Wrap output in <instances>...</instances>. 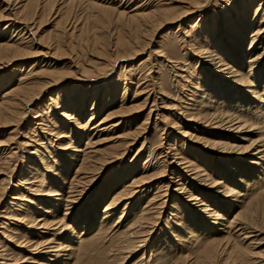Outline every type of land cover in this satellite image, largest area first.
Segmentation results:
<instances>
[{
    "label": "bare ground",
    "instance_id": "1",
    "mask_svg": "<svg viewBox=\"0 0 264 264\" xmlns=\"http://www.w3.org/2000/svg\"><path fill=\"white\" fill-rule=\"evenodd\" d=\"M57 1L58 0H43L42 5L47 6L48 4H51L52 6H54ZM190 1V3L187 2L189 3V5L185 6L184 10L181 11L179 14H170L168 10L160 8L158 4V6L153 4L152 9L149 12L139 11L137 10V7H134L131 10L132 12H127L123 10L120 11L117 15L121 17L125 15V17H127L129 21L132 22L133 28L136 32V35L134 36L136 41L141 38V31H143L144 33L146 31V33L149 34L150 38H148L147 42L143 45H146L147 48H149V44H152V40H154V35L159 30H161L166 24L168 25L170 23L173 24L175 22H180L184 20V17L186 15H189L190 13L199 10V7L207 5L210 2V0ZM262 1L263 0H249V3H245L242 6V12L239 13V15L237 14V19L235 20V18H232V20H230L229 22L230 24H225V32L227 33V35L224 34L223 38H225L226 41L228 40L231 46H228L226 49H221V47H219L220 45H214L212 49L210 43H208V45L203 44V42H201V40H203V37H205V39L207 37L209 38L212 34V31H215V29L210 28L208 26L205 29L202 25H200L198 28V22L196 21L189 22L187 26H185L186 24L184 26L182 25V28L179 23L176 27L177 30H175L174 33L176 34L179 31V34L177 35V41L180 45L179 47L180 49L184 50L185 54H187L189 57L193 55L192 58L197 61L196 65H198V63L200 62L201 64H205L209 67H212L210 68L211 76L218 75V77L221 76L227 79L231 78V80L229 81L233 82V84L235 85V88H233L231 92L225 90L223 91V93H221V91L219 90L220 84H212L211 80H209L211 77L207 76L210 78H208L204 82L198 81L200 82V84L193 81L194 88L190 89V93H187V91L185 90V87L187 85L185 84V81H188V76L183 75V72H181L182 70H185L184 67H186L187 65H182V61L181 63L179 62V60H172V58L170 57L166 59L170 68H177L181 70L179 71L180 73L176 70L178 72L176 76H181V79L187 77L185 81L179 80V88L181 89L180 91L186 92L184 93V95H186L187 97L190 95L188 97V100H192L191 108L187 106H182V103H180L179 105L178 103L174 106L177 108L176 110H181L179 111V114H181L184 119L186 118L187 121H195L200 123L203 122L202 124L205 125V127L209 126L214 129L223 130L225 133H222L219 138L215 136H212V138H206L202 135L198 136L189 133V131L184 128L190 126L196 129L197 125L191 126L188 125L189 123L179 121L181 119L180 117H170V114L164 111V109H168L169 107H165L163 105L165 102L164 96L166 94H164V92L162 91V87L160 85H157L158 87L155 86L156 83L154 81V77L150 78L151 81L146 84L147 79L144 77V75L140 76H143L144 79H146V81H144L146 85L142 87V91H144V89H147L144 92L146 94L144 104L147 105V103H151L144 124L149 123L150 120H154L155 124L159 126L162 131L161 137L159 138L160 143L157 146L158 148L155 149V152L156 156H159V159L161 160L159 162V167H161V174L159 175H165V173L167 172V178L163 180L162 186L160 184L161 187L160 189H158L160 190L159 193H155L150 200H147V204L144 205L143 210L141 209V214L134 216L131 219V222L127 224V230L123 228L124 231H126L124 235L126 237V240L123 241L124 244L122 246L126 251H136V249L140 245H143L140 244V242L142 243L148 241V239L152 235V230H155V226L161 220L163 208L166 206V202L169 197H171V199L173 198V202L171 204V207H173V211L174 208L176 209L177 206H179L178 201L185 202L186 205L184 206L187 207L184 210L185 213H182L175 219V227L177 228H175L176 230H173V236H177L179 238L177 240L181 239L188 241L191 239L192 243L197 240V242L199 243V245L197 246L198 248L196 250H192V252L195 253L200 250H203V252H201V260H203L204 264H214L216 261H218L217 254L220 253V251L222 253V251L225 250L229 252L230 250H233L234 252L238 250L240 252H238L240 256H238V254H235L236 259L238 256V258L241 257L242 259H244L245 263H248L249 260L252 259H250L248 253H253L252 248L257 247V245L261 243L257 240L256 236L262 233V230L253 225L255 219L257 218L255 217L257 214V209L255 208L256 206H253V199L259 193L257 192V195H255L253 199L250 196L252 195L251 190L253 187H255V185L257 188V186L260 184L261 187H258H260L261 189L263 187L262 185H264L262 184L264 183V131H261L259 133L260 138L257 139V142H254V140H252L250 145L248 146L250 147L249 149H251V151H254L252 154L254 158L246 160L244 159V162L247 167L242 168L243 170H238L235 161L238 162L240 160L239 156H241V154L243 153H246L245 147H242L240 143L246 141L248 142L250 138L248 137V135H245L244 132L252 131L255 125H259L256 123L261 122L262 126L264 127V91L260 93L261 91L259 90L262 81L264 82V50H262V52H254L255 48L257 47V45L254 44L256 41V37L264 36V2ZM72 2L75 1L69 0V3ZM22 3L23 4H21L18 7L19 9H17L16 11L19 19L18 17H16L17 21H13L14 25H11V27H13L15 31H17V38L14 39L12 37H9L8 40L0 42L1 64H3V62L11 63L19 59L29 57L30 50L32 49V47L38 45L39 47L47 48V51L42 52L46 56L50 55V52L52 51L53 55L60 54L58 52L62 47V44L59 41H57V43H55V45L52 47L50 45V41H47L42 37H36L37 31L34 28L35 25L33 26L32 24L36 22L34 21L35 13L38 5L41 4H39L35 0H24V2ZM32 4L34 5V11L30 13L31 11L28 9L32 6ZM262 4L263 7H261ZM100 7L104 11H108L110 9V6L108 7L103 5ZM221 7L224 6L221 5ZM259 9H261L262 12L261 17L258 20V27H255L254 30L252 28L251 30L250 26L252 25L253 27V24H255L257 19L256 14H258ZM250 10L253 12L252 16L251 14L248 15V13H250ZM5 17H8V15ZM11 18L14 19L15 17ZM65 23L67 29H73L71 31L72 34L76 28L74 26L73 21L67 20ZM36 26L38 28V25ZM219 30L220 29H218L216 32L219 33ZM252 31L254 33H252ZM246 36H250V46L253 44L254 45L252 46V48L249 47L248 49L244 50L243 41ZM206 40L204 41L207 43ZM121 43L123 44L125 42L122 41ZM143 50V47L140 49L136 48V52H132L129 54L131 56L126 55V53H122V55L114 57L113 62L110 63V68H101L100 71H97V73L94 72L95 74H93L92 70H89L84 67L81 68V66V69L79 68L81 72L79 73V76H76L74 83L75 88H77V90H74L72 93H70L74 95L72 97H70V94L62 97V95H64V92H62L61 89V91L59 92H51L47 96L48 98L42 104L38 103V99H40V97H42V95L46 93V91H48L51 86L58 85L59 83H61V81L63 80V77L59 76L60 74H63L61 72H50L49 77H47L48 79H43V81H39L37 79L36 81H32L30 79V77L32 76L31 72L26 73L24 75H20L14 82V84L8 90L4 91V93H2L0 96V127L14 126L15 128L11 131L13 132V134L11 133L12 135L10 136V138L8 137V141H12L11 143H15L13 147H11V145L7 147V150H9L7 152L8 154L6 157V161L8 164L9 162H16L19 159L20 151H22V149H25L28 150L30 154L38 155L39 163L44 164L45 173H52L49 164H47L43 159V155L46 156L45 152H48V154H50L49 156L51 157V161H53L52 154L57 149L48 150L49 145L47 146V144L43 145L41 143L43 145V148L45 149V152H41V147L37 145V142L33 143L34 141H32L29 137L30 132L34 133L37 136V133L39 132H46L44 134L55 136L58 139H56V147H58V149L59 147H61V149L63 150L73 148L75 149V154H77L75 155V157H81V159H79L80 162L78 166H76L77 176L76 173L71 176V171L67 170L66 168H63L62 170L55 172L53 176L50 174L51 178L49 181L46 180L47 178L45 177V173H40L39 171H37L36 165H29L27 168L26 166H23L21 168V171H23L19 174V182L16 185L12 184L13 187L17 186L19 188V194L17 192V194L12 196V198L14 200H23V196H25L26 191L31 192L32 190H34L37 194L33 195L45 196V199L40 200L41 202H47L49 204V207H47V209H44L43 212L40 213L38 211H41V207L37 206L35 208L37 212H26L25 214L21 215H18L19 213L13 214L15 212V210L13 209H16V207H13V213H5L4 215H0V217L7 219L13 218L12 220H15L17 224L22 223V225H28V227L36 228L38 230L35 231V234H33V238H36V241H33L31 239L25 240L20 242V245L24 244V247H30L31 251H38L40 250V247L44 248V251L42 252H45L44 254L49 256L47 258L45 257V259H43L44 263L41 264H54V262L56 261H58L57 264H88L90 261L84 260L85 258L87 259L90 256V252H88V250L87 252H84L83 256L80 259L76 258L78 249L77 247L80 245V238H78V230H87L86 233L84 232L83 234L86 235L85 237L88 239L87 241H89L88 244L92 247L91 249H93L92 245L99 240V238L93 237L97 230L95 232L90 233L91 228L94 225L93 223L95 222L94 220L86 218V225L82 224L80 220H78L77 224H73L72 221H70V219H73V217L70 218V215L72 213L76 214L77 202L87 190L92 189L91 187L94 186L93 184L94 182H96V174L100 173L109 165L119 160H122V157H124L127 151L130 150L131 147L136 143L138 136H141L142 133H145L146 126L142 128V130L137 129L135 130V132H132V134L126 135L127 137L123 136V134L109 135L111 129H113L118 123H120L118 121L111 122V119L113 118L115 112H106L107 110L109 111V102H106L104 100L102 104L98 105L99 94H97L93 102L94 105L89 110L87 109V111H89L87 112V101L84 102L83 98L80 97L79 90L86 89L88 83L96 82L95 87H97L95 91H102L105 87H103L98 82H100V80L104 79L105 77L108 78L110 76V70L116 68V63L124 58L129 59L135 54L137 55L141 53ZM152 51L150 50L149 57H152V55H154L153 53H156V51ZM236 56H239V59H241V61H236V59L234 58ZM244 59L247 61L246 63H242V60ZM232 61L239 62L238 69L233 66ZM21 67L17 66L16 68H14L15 73L19 72V70L22 69ZM151 68L152 67H150L149 70L152 71ZM206 75L207 74H205L204 76ZM146 76L148 77V74ZM141 81L142 80H138V87L141 85ZM201 83H206V85L208 84V89L204 92L199 91L201 90ZM106 85H110L109 81ZM92 87L94 86L92 85ZM112 90L114 91V94H111L109 90V93H107L110 99L112 97L116 98L119 89L116 85L112 88ZM242 98L245 100L241 102ZM235 100H237V102L234 103ZM256 100L258 101L257 103ZM115 102L116 101H113L112 104L114 105ZM244 103H246V105H253V103H256L257 107L252 112L249 111L248 113L244 114L242 112V108H244ZM183 105H185V103ZM46 109L49 110L46 111ZM50 110L55 111V113L59 116L57 118L60 119L62 125L60 124V126H58L54 124V128L51 129L43 126L44 121H51V119H49L51 115ZM29 113H33L31 115V117L33 118V120H31V124L28 122L29 126L23 131L22 138H15L16 134L21 131V128L19 129L17 126L21 122L26 121V118ZM102 113L103 117L98 121V116ZM51 125L53 126V124ZM174 130H178L177 133H179V135H188V138L190 140L194 139L193 141L199 143V147L195 146L193 150L194 152L191 153L182 152L181 149L176 145V140L179 139V136L175 134ZM85 134H87V142H85L83 146L75 147L72 144V142L74 141L73 139L79 138L78 141H80L82 135ZM35 135L32 136L31 134L32 137H35ZM224 135L226 136V138L231 137L230 140L226 141L225 139H223ZM45 137L47 138L48 136L45 135ZM64 138H68L69 141L66 142L65 140V142H62L64 141ZM106 139L112 141V148L120 147L121 150L112 153L110 156L101 155L100 152H97L98 150L96 149V146L105 142ZM144 144L145 141H143L142 147ZM27 146H32L31 150L26 148ZM138 152L139 149L137 153ZM212 153L219 155H231L230 157H225L223 160L225 162L222 161L223 163L221 162L220 164L221 167H226L225 173L223 171H219L216 177L213 176L210 171H208V165L206 163L207 160H204L205 158H210ZM65 155L67 156L68 153H66ZM135 155L133 157H135ZM232 155H236L239 158L235 159L234 161V156ZM71 156H73V154H71ZM222 157L224 156H221V158ZM132 159L130 161H132ZM147 161L150 162L151 160ZM12 165H14V162ZM12 165H8L7 168L4 166L7 171L5 174L6 177H4L3 180L4 182L0 184V206L1 201L5 198L4 196L6 195V192H8V187H10L11 181L13 182L14 178H17L15 176V174L17 173L15 172V169L16 167H18V164L16 162L14 166ZM149 165L150 163L148 164V166ZM257 165L262 166L263 169H261L262 167H260L258 168L259 170H256L254 167ZM137 166L138 165L135 161L131 162L128 167H123V171H121V166H119V169L115 170L116 172L114 173H116V175L113 174V177H120L116 179L115 184L113 185L115 191L111 194V199L107 203V207L103 210L105 214L106 211L108 212L113 205H117L116 202H119V200L124 197L127 198L128 201H131L137 195V193L140 192L142 188H144V183L147 182L150 178L148 173H144L146 172L145 170L143 171L142 175L135 174L136 176H134L133 178H129L131 174L135 172ZM148 166L145 163L143 169L146 168L147 170ZM86 170H89V173L92 174H85L84 172ZM110 179H112V177ZM242 183L245 184V189H243V193H240V191L236 190V188H238V186L242 187ZM45 185H47L48 188H43ZM187 186H189V188H187ZM260 193H264V190ZM142 194H138V196L136 197H140ZM250 199L252 200L249 201ZM12 203L14 205H17L18 202ZM8 209H10V207ZM193 209H195L197 212H194ZM188 210L193 211L192 216L194 220L198 219L197 221H199L200 224L203 225V231H205V235H203L202 237L200 233L196 234V232L194 231L195 226L194 228H192V222L188 224V222L185 221L186 217L184 216V214L186 215L187 213L188 215H190ZM110 213L111 212H109L108 214ZM144 213H146V216L148 215V218H144ZM174 213L175 212H172L173 215H176ZM229 213L231 216L233 215L232 218L231 216H229ZM121 215H123V213ZM142 219H145L147 223L146 225L149 227L144 226L141 223ZM68 220L69 222H67ZM104 220L102 219L101 222L103 223ZM5 224L6 221L0 218V233H5V231L3 230ZM135 224L141 225V227L143 226V228H147H145V230L142 229L140 231H133V229L136 227ZM121 227L119 228L121 229ZM74 235L77 238L76 241H73L70 238V236L73 237ZM169 249L170 248H168V250ZM186 251L184 250L178 255L174 252L173 254H170V256L165 255L167 258H170L165 259L164 264H170L171 260L172 262H176V264L185 262L186 258H188L187 256L189 255L184 253ZM1 252L2 251H0V256H3ZM17 261L18 260H16V262ZM244 262L242 264H244ZM260 262V264H264V261ZM0 264L7 263L3 261L0 262Z\"/></svg>",
    "mask_w": 264,
    "mask_h": 264
},
{
    "label": "rangeland",
    "instance_id": "2",
    "mask_svg": "<svg viewBox=\"0 0 264 264\" xmlns=\"http://www.w3.org/2000/svg\"><path fill=\"white\" fill-rule=\"evenodd\" d=\"M35 1L41 4V5H38L36 13H35L34 21L36 22L32 24L33 26L35 25L34 28L37 31L36 37H39V38L42 37L46 39L47 41H50V45L52 47L55 45V43H57V41H59L62 44L61 45L62 47L60 48L58 52L60 54L53 55L52 54L53 51H52L50 52V55L46 56L42 52L47 51V48L39 47L38 45V46L32 47V49L30 50L29 57L19 59L11 63L3 62L4 65L0 63V96L2 93H4V91L8 90L14 84V82L17 80V78L20 75H24L30 72L32 73V76L30 77L32 81H36V79L39 81H43V79L44 80L48 79L47 77H49L50 72L63 73L59 75L60 77H63V80L61 81V83H59L58 85L51 86L49 90L46 91V93H44L42 97H40V99H38L39 104H42L48 98L47 96L51 92H56V91L59 92L61 91V89H62V92H64V95H62V97L67 96L68 94L72 93L74 90H77V88H75L74 83H75L76 76H79V73L81 72L79 70L81 66H82L81 68L84 67L89 70H92L93 74H95L97 73V71H100L101 68H104V69L106 67L110 68L111 67L110 63L113 62L114 57H117L118 55L120 56L122 55V53L124 54L126 53V55L131 56L129 54L132 52L133 53L136 52V48L137 49L138 48L140 49L142 47L144 48V50L141 53L137 55L135 54L133 57L129 59L124 58L121 61H118L119 63L118 62L116 63L115 65L116 68L110 70V76L108 78L105 77L104 79L100 80V82H98L103 87H105L102 91H99V92L95 91L97 87V86L95 87L96 82L88 83L87 86L88 85L89 86L88 87L86 86V89L79 90L80 97L83 98L84 102L87 101L86 111L87 109L89 110L94 105L93 102L97 94H99L98 105L102 104L104 100L106 102L107 101L109 102V105H108L109 111L107 110L106 112H115L113 118L111 119L112 120L111 122L113 121L120 122L113 129H111V131L109 132L110 133L109 135L123 134V136L127 137L126 135L132 134V132H135V130L137 129L142 130V128H144L145 126H146V129H145V133H142L143 135L141 134V136L140 135L138 136L136 143L131 147L130 150L127 151L124 157H122V160H119L109 165L107 168L102 170L100 173L96 174L97 175L96 180H95L96 182H94L93 184L94 186L92 185L93 186L91 187L92 189L87 190L84 193V195L80 198V200L77 202L76 214L72 213L70 215V218L73 217L74 222L72 218L70 219V221H72L73 224H77L78 220H80L82 224L86 225L85 224L86 218L94 220L95 223H93L94 225L92 226L90 233L95 232L97 230L93 237L99 238V240L96 241V243L92 245L93 249H91L92 247L89 246L88 244L89 241H87L88 239L85 237L86 235L83 234L84 232L86 233L87 230L83 231L82 229H79L78 238H80L79 243L81 246L79 245L77 247L78 249H77L76 258L80 259L83 256L84 252H87L88 250V252H90V256L88 258H91L93 256L92 257L93 259L92 258L84 259V260H90L88 264H91V263L93 264H164L165 259L170 258V257L167 258L166 257L167 255L170 256V254H173V252L178 255L179 253H181L184 250L186 251L187 249V251L184 253L189 254V255L187 256L188 258H186V261L183 262L184 264H197V263L204 264L203 260H201L202 258L201 252H203V250L202 251L200 250L195 253L192 252V250L194 249L196 250L198 248L197 246L199 245V243L197 242V240L193 243L191 239L188 241L181 240V239L177 240L179 238L177 236L176 237L173 236L172 234L173 230H176L175 228H177L175 227V219L177 218V216H180L182 213H185L184 210L187 207L184 206L186 205L185 202L178 201L179 206H177L176 209L174 208V211H173V207H171L173 198L171 199V197L167 199V202H166L167 204L163 208L161 220L155 226V230H152L151 237L146 242H142V243L140 242V244H143L144 246L138 243L140 246L136 249V251L133 250L131 252L126 251L122 246L124 244L123 241L126 240V237L124 236L126 231H124V229L127 230V224L131 222V219L134 216L141 214V209L143 210L144 205L147 204V200H150L154 196L155 193L157 192L159 193L160 190L158 189H160V187L163 185V180L167 178V172L165 173V175H159L161 174V167H159V164H160L159 162L161 160L159 159V156H156V152H155V149L158 148L157 146L160 143L159 138L161 137L162 131L160 127L155 124L154 120H150L149 123L144 124V121L149 111V107L151 103L150 104L147 103V105L144 104V99L146 97V94L144 92L147 89H144V91H142V87H144L146 84H148L149 81H151L150 78L154 77V81L156 83L155 86L160 85L163 89L161 90L164 92V94H166L164 96L165 102L163 105L165 107L168 106L169 108L164 109V111L166 113H169L170 117L172 118L180 117L181 119L179 121H182L184 123L185 122L189 123L188 125H191V126L197 125V128L195 127L196 129L190 126L184 128L187 131H189V133H192L193 135H198V136L202 135V136H205L206 138H212V136H215L219 138V136H221L222 133H225L223 130L214 129L209 126L205 127V125L202 124L203 122L200 123V122H195V121H192V122L187 121L186 118L184 119V117L181 114H179L180 113L179 111L181 110L179 111L176 110L177 108L174 106L175 104H178V103L179 105L180 103H182V106H187L191 108L192 100H188V97L190 95L187 97L186 95H184V93L186 92L180 91L181 89L179 88L180 87L179 80L185 81L187 77H185L184 79H181L180 78L181 76L179 77L176 76V74L181 70L177 68H170L166 59L170 57L172 58V60H179V62L182 61L183 62V63L181 62L182 65H185V66L187 65L186 67H184L185 70L181 71L183 72V75L188 76V79H187L188 81H185V84H187L185 87L186 88L185 90L187 91V93H190L191 92L190 89L194 88L193 81L200 84V82L198 81L204 82L210 77L211 78L209 80H211L212 84L214 83L220 84L219 90L221 91V93H223V91L225 90H227L228 92L229 91L231 92L232 89L235 88V85L233 84V82L229 81L231 80V78L227 79L221 76L218 77V75L211 76L210 68L212 67H209L205 64H201L200 62L198 63V65H196L197 61L192 58L193 55L189 57L187 54H185L184 50L180 49L179 47L180 45L178 44V41H177V35L179 34V31L178 32L176 31L177 32L176 34L174 33H175V30H177L176 27L178 26L179 23L182 28L185 24H186L185 26H187L189 22L196 21L198 22V26H197L198 28L200 25H202L205 29L207 28V26L215 29V31H212V34L210 35V37L206 38L208 40H206L205 37H203V40H201L203 44L208 45V43H210L211 48L214 45H217V46L220 45L219 47H221V49H226L228 46H230V43L228 40L227 42L226 39L223 38L224 34L227 35V33L225 32L226 31L225 24L226 23L230 24L229 22L230 20H232V18H235L236 20L237 14L239 15V13L242 12L241 10V8H243L242 6L245 3H249V0H226V1L225 0H210L209 4L204 5L205 7L202 6L204 8L199 7V10L193 13H190L189 15H186L184 17V20L180 22H175L173 24L172 23L168 25L166 24L161 30H159L154 35L155 38L153 37L154 40H152V44H149L150 46V47L148 46L149 48H147L146 45L143 46L147 42L148 38H150L149 34L146 33V31L145 33L141 31L140 32L141 38L136 41L134 38V36L136 35V32L133 28L132 22H130L129 19L125 17V15L121 17V16H118L117 14L123 10L127 12L129 11L132 12L131 10L134 7H137L138 8L137 10L139 11L149 12L152 9L153 4L155 5L158 4L160 8L168 10L170 14H176V13L179 14L181 11L184 10L185 6L189 5V3L191 2L190 0H159V1L158 0H147V1L146 0H81V1L74 0L75 2H72V3H69V0L68 2L67 0H58L54 6H52L51 4H48L47 6H43L42 5L43 0H35ZM22 2H24V0H7V1L0 0V42H4L8 40L9 37H12L14 39L17 38L16 36L17 31H15L13 27H11V25L12 24L14 25L13 21L14 22L17 21L16 17L18 16H17L16 11L17 9H19L18 7L21 4H23ZM262 2H264V0ZM103 5L108 6V7L110 6L109 7L110 9L108 11H104L100 7ZM221 5H223L224 7H221ZM261 7H263V4L261 5ZM28 10H30L31 12L30 11L29 12L32 13L34 11V5L32 4V6L29 7ZM261 12L262 10L259 9L258 14H256L257 19H256L255 24H253V27L252 25L250 26L251 30L252 28L254 30L255 27L256 28L258 27V20L261 17ZM250 14L251 16L253 14L251 10H250V13H248V15ZM7 15L8 17H5ZM11 17L13 18L15 17L14 18L15 20L12 19ZM67 20L73 21L74 26L76 27L72 34H71V31L73 29L69 30L66 27L65 22ZM36 25H38V28ZM37 29H39L40 31ZM218 29H220L219 33L216 32ZM66 32L69 34H67ZM252 33L254 32L252 31ZM250 35H251V32H250ZM204 40H206L207 43ZM122 41L125 43L122 44L121 43ZM243 42H244V50L248 49L249 47L252 48L254 44L257 45L254 52L255 51L262 52V50H264V36L256 37L255 43L251 46H250L251 44L250 36H246ZM172 46H174L175 48ZM150 50L156 51V53H153L154 55H152V57L151 56L149 57ZM147 58L149 61L147 60ZM234 58L236 59V61L238 60L241 61V59H239V56H236ZM246 62L247 61L245 59L242 60V63H246ZM238 63L239 62L232 61L233 66L237 69L239 68ZM17 66H20V67L23 66V67H21L22 69H20L19 72L15 73L14 68H16ZM150 67H152L151 68L152 71L149 70ZM147 74H148V77L146 76ZM205 74L207 75L204 76ZM141 75H144V77L147 79L146 84L144 82L146 81V79H144L143 76L140 77ZM207 76H210V77H207ZM138 80H142L140 82L141 85L139 87L137 83ZM191 80H192V84H191ZM108 81L110 85H106ZM92 85L94 87H92ZM116 85L119 89L117 92L116 98L112 97L110 99L107 93L110 92L111 94H114V91L112 90V88ZM201 85H202L200 86L201 90L199 91L204 92L205 90L208 89L207 88L208 84L206 85V83L205 84L201 83ZM263 86H264V82L262 81V84L260 85V89H259L261 91L260 93L264 91ZM72 96L74 95L70 94V97ZM185 96H186V99H185ZM250 99H253V98H250ZM243 100L245 99L242 98L241 102ZM113 101H116L114 105L112 104ZM235 102H237V100H235L234 103ZM257 102L258 101L256 100V103ZM184 103L185 105H183ZM256 103L255 104L253 103V105H250V104L246 105V103H244L243 104L244 108H242V112L244 114L248 113L249 111L252 112L257 107ZM48 110L49 109H46V111ZM50 111H51L50 112L51 115L49 119H51V121L49 122H47V120L44 121L43 126L51 129V128H54V124L60 126L61 121L59 118H57L59 116L55 113V111L53 110H50ZM32 114L33 113H29L26 118V121L21 122L17 126L19 129L21 128V131L16 134L15 138L17 139L19 137L22 138L23 131L27 129V127L29 126V123L31 124V120H33V118L31 117ZM102 117H103V113L98 116V121ZM51 124H53V126ZM256 124H259V125H255L252 131L244 132L245 135H248L250 140L248 142L246 141V142L240 143L242 147H245L246 153L241 154V156H239L240 158L236 155H232L234 156V159H233L234 161L235 159H238V158L240 159L238 162L235 161V164L238 167V170H241L242 168L247 167V165L244 162L246 159L254 158L252 155L254 151L253 150L251 151V149H249L250 147L248 146L250 145L252 140H254V142L255 141L257 142V139L260 138L259 133L261 131L262 132L264 131V127L262 126L261 122L256 123ZM13 129H15L14 126L12 127L11 126H7V127L1 126L0 127V184L4 182L3 180H4V177H6L5 174H6V171H7L6 168L8 167V165L11 166L13 162H14V165L16 164V162L18 164V167H16L15 169V172H17L15 176L17 178H14L13 182L11 181L10 187H8L9 188L8 192H6V195L4 196L5 198L1 201L0 215H4L5 213L11 214L13 213V210H15L13 214L19 213L18 215L25 214L26 212L28 213L37 212L35 209L37 206L41 207L40 209L41 211H38L41 213L43 212L44 209H47V207H49V204L47 202H41L40 200V199H45L44 195L35 196L33 194H37V193L34 190H32L31 192L30 191L25 192V196H23L24 197L23 200H16V199L14 200L12 198L13 195L17 194V192L19 194V191H18L19 188L17 186L13 187L12 184L16 185L19 182V174L20 172L23 171V170L21 171V168L23 166H26L27 168L29 165H32V166L36 165L37 171H39L40 173L41 172L45 173L44 164L39 163L38 155L30 154L28 150H25V149H22V151H20V155H19L20 160L18 159L16 162L13 161V162H9V164L7 163L6 157L8 154L7 152L9 151L7 150L8 149L7 147H9L10 145L11 147H13L15 145L14 142L11 143L12 141H8L9 140L8 137L10 138V136L13 134V132H11ZM177 131L178 130L175 131V134L179 136V139L176 140V145L177 147L181 149L182 152L191 153V152H194L193 150L195 146L199 147L198 145L199 143L193 141L194 139L190 140L188 138L189 137L188 135L187 136L179 135ZM44 133L39 132L37 133L38 134L37 136L34 133L30 132L29 137L31 138L32 141H34L33 143L37 142V145L41 147V150H42L41 152L43 151L45 152L43 145H46V144L47 146L49 145L48 150H56V149L58 150V151L56 150L52 154L53 161H51V157L49 156L50 154H48V152H45L46 156L43 155V159L45 160L47 164H49L50 170L52 172V173H45V177L47 178L46 180L49 181L51 178V175L53 176L55 172H58L62 170L63 168H66L67 170L71 171V176H73V174L76 173V170H77L76 166H78L80 162L79 159H81V157L80 158L75 157V155L77 154H75L76 152H75V149L73 148L63 150L61 149V147H59L58 149V147H56L57 138L55 136H50ZM31 134L32 136L35 135V137H32ZM45 135L48 137L46 138ZM86 137H87V134L82 135V137L80 138V141H78L79 138L78 139L74 138L73 139L74 141L72 142V144L75 147L83 146L85 142H87ZM103 137H106V136H103ZM107 138H110V137H107ZM230 138H226L225 135L223 136V139H225L226 141H229ZM65 140L66 142L69 141L68 138H64V141L62 142H65ZM106 140L105 142L98 144L96 146V149L98 150L97 152H100L101 155L110 156L112 153L118 152L119 150H121L120 147L112 148L111 147L112 141H110L109 139H106ZM143 141H145V144L142 147ZM26 148L31 150L32 146H27ZM138 149H139V152L137 153ZM66 153H68L67 156L65 155ZM71 154H73V156H71ZM134 155L135 157H133ZM221 156H224V157L221 158ZM230 156L231 155H228V154L219 155V154L212 153L210 158L208 157V159L207 158L204 159V160H207L206 163L208 165V171H210V173H212L213 176L215 177L217 176L219 171H223L225 173L226 167L223 168L220 166V164L224 160L225 157H230ZM131 159L132 161H130ZM134 160L136 161V164L138 166L135 169V172H133V174H131L129 178H133L136 175H142L144 170L146 171L144 173L145 174L148 173L150 177L148 181L144 183L145 189L142 188L141 191L138 192L136 196H138V194L139 195L142 193L143 194L140 197L135 196L133 198L134 200L132 199L131 201H128L127 198L125 197L122 198L121 200H119V202H116L117 204L116 206L113 205L108 212L106 211V214H105L103 210L107 207L108 205L107 203L111 199V194L115 191V188H113V185L115 184L116 179L120 177V176L113 177V174L116 175V173H114L116 172L115 170L119 169V166H121L122 168L121 171H123V167H126V166L128 167L131 162H135ZM147 160H151V161L149 162ZM145 163L147 166L150 163V165L147 167L148 171L146 170V168L143 169ZM260 167L262 166L257 165L254 168L256 170H259L258 168ZM263 167L261 169H263ZM84 173L87 175L92 174V173H89V170H86ZM76 176H77V173H76ZM111 177L112 179H110ZM258 186H260V184ZM258 186H257L258 189L256 188V185L255 187L252 188L251 190L252 195L250 197L253 199L254 196L257 195V192L259 193L253 199V204H254L253 206H256L255 208L257 209V214L255 216L257 218L255 219L254 221L255 224L253 223V225H255L260 230H262V233L256 236L257 240L260 241L261 243L258 244L257 247L252 248L253 253L252 252H250V254L248 253V255L250 256V259L251 258L252 259L249 260L248 263H245L244 259H242L241 257L238 258V256H240L238 254L239 252L238 250H236L237 253L234 252L233 250L232 251L230 250V252L225 250V251H222V253L220 251L222 255L220 253L217 254L218 261H216L214 264H219L220 262H221L220 264H222L223 262H224L223 264H242L243 262L244 264H254V263L260 264L261 263L260 261H264V204H263L264 203V193H260L261 191L264 190V185H262L263 186L262 189L260 188L261 186L260 187ZM43 188H48V187L47 185H45ZM187 188H189V186H187ZM243 189H245L244 183H242V187L238 186V188H236V190H239L240 193L241 192L243 193L244 191ZM252 199H250L249 201H251ZM12 202H18V203L17 205H14ZM9 207L10 209H8ZM13 207L14 208L16 207V209H13ZM193 210L194 212L196 211L195 209ZM109 212L111 213L108 214ZM172 212H175L174 214L176 215H173ZM188 212L190 213V215H188L187 213L186 215L184 214V216L186 217L185 221L188 222V224L192 222V228H194L195 226L194 231L196 232V234L200 233L202 237L203 235H205V231H203V225H201L200 222L197 221L198 219L194 220L192 216L193 211L188 210ZM122 213L123 215H121ZM145 214L146 213H144V218H148V215L146 216ZM229 216H231L230 213H229ZM0 218L6 221V224L4 225V229L2 228L5 231V233H0V251H2L1 253L3 255V256H0V262L4 261L7 264L8 263L10 264L12 263L13 264H39V263L41 264V263H44L43 259L49 256V255L44 254L45 252H42L44 251V248L40 247V250L38 251L37 250L31 251L30 247H27V246L24 247V244L20 245V242L25 241V240L31 239L33 241H36V238H33V234H35V231H38V230L36 228L28 227V225H22V223L17 224L15 220H12L13 218H10V219L3 218V217H0ZM102 219L104 220L103 223L101 222ZM67 222H69V220ZM141 223L144 226H147L145 219H142ZM135 226L136 227L133 229V231H140L142 229L145 230V228L149 227L147 226L143 228V226L141 227V225H136V224ZM119 227H121V229ZM70 238L73 241L77 240L75 235L73 237L70 236ZM168 248L170 249L168 250ZM196 254H197V257H196ZM235 254H238L237 259H236ZM219 255L221 256V258ZM16 260L18 261L16 262ZM22 260H25V261H22ZM220 260L222 261L224 260V261L222 262ZM57 263L58 261L54 262V264H57ZM183 263H180V264H183ZM170 264H176V262H172L171 260Z\"/></svg>",
    "mask_w": 264,
    "mask_h": 264
}]
</instances>
